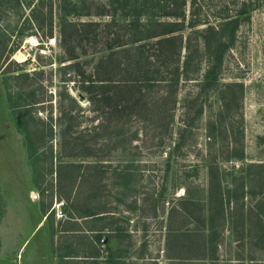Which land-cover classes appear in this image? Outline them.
Segmentation results:
<instances>
[{
	"label": "rangeland",
	"instance_id": "374dc122",
	"mask_svg": "<svg viewBox=\"0 0 264 264\" xmlns=\"http://www.w3.org/2000/svg\"><path fill=\"white\" fill-rule=\"evenodd\" d=\"M28 1L0 0V77L14 118L21 116L14 119L21 129L14 130V139L41 158L34 165L46 178L51 170L77 176L78 213L85 208L82 200L84 211H102L77 225L87 232L77 234L74 251L64 249L57 235L55 256L78 258L56 263L264 264V236H236L255 215L264 223V0H194L193 6L186 0V20L192 13L194 20L216 24L221 15H233L238 25L213 84L179 83L170 130L138 118L113 126L79 99L75 78L60 69L68 61L57 62L61 50L44 45L48 38L56 42L53 20L48 34L43 7ZM91 56L80 58L87 69L97 57ZM184 96L190 100L184 103ZM184 104L190 111L202 107L185 128ZM210 167L218 178L211 184ZM188 211L201 213L204 236L184 238L197 225L184 224ZM210 215L222 221L212 234L206 225ZM51 217L61 219L56 208ZM107 219L105 232L100 226ZM56 221L53 231L63 228ZM90 223L94 232L88 231Z\"/></svg>",
	"mask_w": 264,
	"mask_h": 264
},
{
	"label": "trees",
	"instance_id": "16d2710c",
	"mask_svg": "<svg viewBox=\"0 0 264 264\" xmlns=\"http://www.w3.org/2000/svg\"><path fill=\"white\" fill-rule=\"evenodd\" d=\"M14 1L22 4L26 0ZM28 2L27 5L31 4V0ZM36 2L43 7L48 34L52 20L56 26L55 46L61 50L57 62L68 61L60 69L75 78L76 93H81L92 109L113 126L138 118L149 119L152 125L170 130L179 83L213 84L222 55L232 43L238 25L233 15H221L222 21L216 24L194 20L192 13L186 20V0ZM193 3L194 0H189L191 6ZM33 7L31 16L35 11ZM199 24L203 26L197 27ZM185 28L188 30L183 36ZM87 55L97 56L89 69L86 60L80 59ZM70 99L75 104V100ZM188 100L189 97L184 96V103ZM201 112L200 104L193 111L184 104V128L190 127ZM215 173L210 167V184L218 182ZM216 206L217 212L222 214L221 199ZM199 211L197 217L192 211L184 214L185 225L197 223L194 229L184 231V238L195 234L204 236ZM220 216L207 218L210 234L222 226ZM236 233L240 237L261 239L264 223L255 215L254 221H248Z\"/></svg>",
	"mask_w": 264,
	"mask_h": 264
},
{
	"label": "crops",
	"instance_id": "0c3cea01",
	"mask_svg": "<svg viewBox=\"0 0 264 264\" xmlns=\"http://www.w3.org/2000/svg\"><path fill=\"white\" fill-rule=\"evenodd\" d=\"M8 100L0 77V264H57V259L76 260V254L55 256L52 241L55 242L58 234L62 235L63 248L74 251L77 234L87 232L77 225L83 227V221H91L90 218L100 216L102 211H84L88 210L85 200H82L85 208L80 213L76 211V175L62 177L57 170L55 174L51 170L48 179L43 168L34 165L43 161L37 154L28 153V145L22 139H14V130L21 131L14 119L21 116L14 118V107ZM83 192L88 193L86 189ZM88 197L99 204L90 193ZM55 208L61 219L51 217ZM105 214L110 212L107 210ZM56 220H61L59 227H63L59 231H53L58 224ZM91 224L87 225L88 231L94 232ZM100 229L110 230L108 219Z\"/></svg>",
	"mask_w": 264,
	"mask_h": 264
},
{
	"label": "built area",
	"instance_id": "2783aa9c",
	"mask_svg": "<svg viewBox=\"0 0 264 264\" xmlns=\"http://www.w3.org/2000/svg\"><path fill=\"white\" fill-rule=\"evenodd\" d=\"M44 45L47 47H54L56 45L55 38L54 37L48 38L47 42H45Z\"/></svg>",
	"mask_w": 264,
	"mask_h": 264
},
{
	"label": "water",
	"instance_id": "95a60500",
	"mask_svg": "<svg viewBox=\"0 0 264 264\" xmlns=\"http://www.w3.org/2000/svg\"><path fill=\"white\" fill-rule=\"evenodd\" d=\"M77 97H78L79 99H82V98H83V96H82L81 93H77Z\"/></svg>",
	"mask_w": 264,
	"mask_h": 264
}]
</instances>
